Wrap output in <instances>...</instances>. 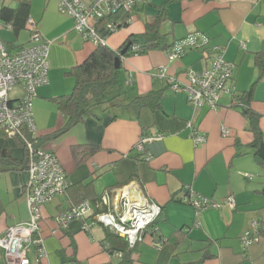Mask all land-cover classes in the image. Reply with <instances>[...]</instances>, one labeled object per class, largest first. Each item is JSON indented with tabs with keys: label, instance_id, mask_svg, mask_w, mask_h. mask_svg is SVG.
I'll return each mask as SVG.
<instances>
[{
	"label": "crops",
	"instance_id": "obj_1",
	"mask_svg": "<svg viewBox=\"0 0 264 264\" xmlns=\"http://www.w3.org/2000/svg\"><path fill=\"white\" fill-rule=\"evenodd\" d=\"M168 1L149 0L140 12L133 11L129 27L107 38L106 47L117 50L130 35L142 34L144 24L153 20L159 7ZM165 12L167 19L160 31L167 35L168 43L200 33L209 39L208 47L223 49L224 59L234 65V93L222 94L216 111L194 109L182 91L172 90L167 80L156 77L164 68L168 77L184 84L190 70L200 72L210 67L211 59L202 50H190L171 62L162 51L128 56L121 60L122 91L112 88L106 98L122 92L124 95L116 100L127 103L163 91L161 109L143 108L136 114L122 107H96L93 116L42 148L57 157L71 186L90 183L92 194L101 197L136 181L145 196L161 208L133 254L135 264H263L264 245L258 243L243 250L239 240L252 220L264 231V195L260 194L264 170L253 158V136L237 98L253 88L249 108L260 116L258 125L264 138V67L255 64V56L264 53V0H174L166 5ZM30 17L42 36L52 42L48 84L37 89L33 101L36 136L43 138L64 126L66 118L52 99L71 93L74 82L66 73L84 61L95 45L77 35L73 19L60 13L57 1L46 2L42 12H30ZM28 43L29 35L25 43L10 48L16 50ZM129 76L132 82L124 86ZM21 93L17 87L12 97ZM187 122L205 135V144L195 146L188 138ZM223 127L230 132L227 136H223ZM157 133L163 134V139L148 146L144 155L134 149L141 136ZM1 138L0 148L6 147L11 158L22 161L24 151L16 140ZM78 145L100 150L79 161L72 154V148ZM145 155L151 156L150 161H144ZM5 170L0 166V236L9 227L29 221L28 175L25 171ZM190 192L221 207L197 216L181 201ZM230 196L235 200L234 209L222 205ZM70 206L65 196L43 206L41 234L47 257L37 263L32 255L31 264L116 263L118 258L102 248L107 230L92 224V219L74 220L66 229H56L55 216ZM84 223L89 225L87 232L82 230ZM175 234L177 243L169 240ZM5 263L0 251V264Z\"/></svg>",
	"mask_w": 264,
	"mask_h": 264
},
{
	"label": "built area",
	"instance_id": "obj_2",
	"mask_svg": "<svg viewBox=\"0 0 264 264\" xmlns=\"http://www.w3.org/2000/svg\"><path fill=\"white\" fill-rule=\"evenodd\" d=\"M61 14L71 17L74 21V31L84 41L96 44H105L94 28L93 23L109 14L122 10H131L139 4H146L149 0H56ZM0 28L10 29L9 26ZM29 34L27 46L12 50L0 39V128L8 136L26 129L36 136V126L32 114V102L38 88L48 84L49 49L51 41L46 40L37 29V24L28 18L25 25ZM107 30L114 34L116 25L109 23ZM209 40L204 35L195 33L177 42L173 47L165 50L168 62L179 59L188 50L201 48L211 52V65L200 72L190 70L186 74V82L168 77L166 70L161 68L156 75L165 79L174 91H182L188 103L194 109L207 108L211 111L218 109V101L222 94H233L232 84L234 65L223 57V49L219 46L208 47ZM240 47L244 49V45ZM137 51L138 47L133 46ZM122 60V59H121ZM132 82L131 76L125 85ZM22 91L20 96L13 98L15 88ZM239 107H242L239 105ZM189 137L195 146L206 143L205 135L201 134L192 122H187ZM223 136L230 132L222 128ZM163 134L143 135L139 138L134 149L141 155L148 146L161 141ZM30 161L26 171L28 182L26 185V201L29 212V221L9 227L0 236V251L5 257V264H31L33 255L39 263L46 259L47 253L44 238L41 234L42 208L57 197L63 196L70 186L67 174L57 157L43 148L35 149L27 144ZM144 161H150L151 156L145 155ZM181 201L193 208L198 216L208 208H219L207 198L188 193ZM222 205L234 209L236 204L233 197H228ZM161 208L151 202L144 194L136 181H130L121 188L113 189L102 194L97 203L85 200L71 207L54 218L56 229H66L74 220L92 219V224L103 226L115 235H122L129 250L134 249L141 241L143 233L157 220ZM198 226V225H197ZM82 230L89 231V225L83 224ZM54 234V231H52ZM264 240V231L256 220H252L248 231L240 237L243 250ZM120 257L119 253L115 254ZM264 264V250L262 253Z\"/></svg>",
	"mask_w": 264,
	"mask_h": 264
},
{
	"label": "trees",
	"instance_id": "obj_3",
	"mask_svg": "<svg viewBox=\"0 0 264 264\" xmlns=\"http://www.w3.org/2000/svg\"><path fill=\"white\" fill-rule=\"evenodd\" d=\"M172 1L174 0H169L159 7L158 14L154 19L144 24V32L142 34L130 35L117 50H112L106 47L105 44H96L93 51L84 61L73 66L66 73V75L71 77L74 82L71 93L52 99L56 109L66 118L64 126L43 138L33 136L26 129H21L18 133L13 134L12 137L16 140L18 146L24 151L23 160L17 161L11 158L9 150L6 147H2L0 148V166L4 167L6 169L5 171L14 170L26 172L30 161V153L27 149V144L30 143L35 149H39L48 142L60 139L75 126L82 124L87 118L93 116L92 110L96 107H122L133 110L136 114H138L143 108H148L153 111L160 110V99L163 95V91H153L146 95L136 97L127 103L125 100H116L120 95H124L122 92L110 98H106V96L112 88L118 87L121 91L123 89V85L121 84V65L120 69L116 70L114 68V59L127 44H130V47L122 59L128 56L145 55L149 51L164 52L182 40L170 44L168 43L167 35L160 31L161 25L167 19L165 7ZM14 3H16V6H12ZM148 3L149 1L146 4L136 5L128 11L121 9L115 14H109L94 22L93 25L97 35L105 41L113 35L106 28L109 23H114L116 25L117 32L121 29L128 28L132 21L131 14L133 11L140 12L142 10L141 8ZM30 12L31 0H0V24L3 27L9 26L15 36L26 29V21L28 18H31ZM5 44L9 47L10 45H13L12 43ZM133 46H137L138 50L134 51ZM190 50H202L203 53H208L207 55L212 59L209 49L205 51L201 48ZM255 64L259 68L264 67V53L255 56ZM252 94L253 88L237 98V101L238 107L239 105L242 106L239 108H241L240 110L242 114L247 119L249 131L253 136V141L250 145V148L253 149V158L259 167L264 170V138L258 125L260 116L249 108ZM0 137H8V133L1 128ZM99 150V147L95 146L78 145L72 148V154L74 157H78L79 161H85L95 155ZM90 190V183L78 184L75 186L70 185L66 193L63 195L71 205L68 209L85 200L97 203L100 197L94 196ZM260 194L264 195V186L260 190ZM154 223L151 226H153ZM174 236L170 237L169 240L177 243L178 239L176 234ZM70 246L73 247L72 253L75 255L76 248L74 247V244L71 243ZM137 246L134 249L129 250L124 239L120 238L118 235L110 233L109 231H107L106 239L102 243L103 250L109 255L115 256L116 253L121 255L120 257H117L118 261L114 264H135L137 260L134 259L133 254L135 253ZM73 263L76 262L73 261Z\"/></svg>",
	"mask_w": 264,
	"mask_h": 264
},
{
	"label": "rangeland",
	"instance_id": "obj_4",
	"mask_svg": "<svg viewBox=\"0 0 264 264\" xmlns=\"http://www.w3.org/2000/svg\"><path fill=\"white\" fill-rule=\"evenodd\" d=\"M56 2V0H31V14H33L34 11H36V13H40L42 12V10L44 9V5L46 2ZM12 6H16V3L12 4ZM28 31L25 29L23 31L20 32L19 36H15V34L13 33V31H11L10 29H5V28H0V39L2 40V42L5 43H12V44H23L26 41V37L28 36ZM50 72L48 73V78H49ZM32 114H33V107H32ZM35 115V113L33 114V116ZM8 138H11V136H8ZM0 139H2L0 137ZM210 209V208H208ZM98 227H103L101 225H97ZM259 244H263L264 245V240L262 239L260 241ZM256 244H254L253 246H255ZM252 247V246H251ZM79 264H86L85 262L80 261Z\"/></svg>",
	"mask_w": 264,
	"mask_h": 264
},
{
	"label": "water",
	"instance_id": "obj_5",
	"mask_svg": "<svg viewBox=\"0 0 264 264\" xmlns=\"http://www.w3.org/2000/svg\"><path fill=\"white\" fill-rule=\"evenodd\" d=\"M130 47V44H127L125 46V48L118 54V56L114 59V68L116 70L120 69V65H121V59L122 57L125 55L126 51L128 50V48ZM120 238L123 239L122 235H118Z\"/></svg>",
	"mask_w": 264,
	"mask_h": 264
}]
</instances>
